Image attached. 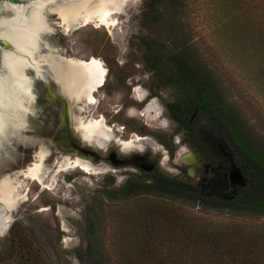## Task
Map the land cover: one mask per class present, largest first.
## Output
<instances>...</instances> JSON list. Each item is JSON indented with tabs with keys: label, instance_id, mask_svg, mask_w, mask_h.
Masks as SVG:
<instances>
[{
	"label": "rangeland",
	"instance_id": "1",
	"mask_svg": "<svg viewBox=\"0 0 264 264\" xmlns=\"http://www.w3.org/2000/svg\"><path fill=\"white\" fill-rule=\"evenodd\" d=\"M147 1L127 0L123 13L113 15L116 24L111 28L93 22L72 25L68 31L55 24L49 38L58 49L56 54L100 59L108 71L107 81L95 93L93 105L81 98L69 106L62 98L65 85L60 86L51 71L50 82L36 80L37 98L28 128L20 135L11 130L0 147V182L9 179L24 196L9 211L0 201V214L8 218L0 230V264H87L89 245L101 253V264H202L209 248L201 228H214L220 236L225 224L232 226L231 231H237L238 225H264V218L237 216L197 200H168L145 192L123 194L120 190L127 181L139 177L136 167L115 164L94 148L87 149L97 153V160L93 155L61 151V135L76 134V124L88 122L91 116H104L122 139H128L122 127L127 133L144 127L135 107L126 112L136 105L129 97L128 83L139 80L136 84L146 89L151 82L141 37L156 39L162 48L160 56L168 57L176 48L169 40L173 30L190 44L203 69L214 70L224 86L226 110L237 115L252 145L264 152V0H181L171 10L163 5L161 19L151 29L142 24ZM57 18L50 16L52 21L58 22ZM139 86L135 91L147 97ZM151 101L160 112L154 126L166 127L163 102ZM66 108L68 123L63 118ZM172 128L170 122L168 129ZM167 131L157 134L166 139ZM76 135L73 138L81 143ZM45 150L48 153L40 161L39 154ZM76 158L94 163L101 172L87 174L73 165ZM35 162L43 168L46 187L23 173Z\"/></svg>",
	"mask_w": 264,
	"mask_h": 264
},
{
	"label": "flooded vegetation",
	"instance_id": "2",
	"mask_svg": "<svg viewBox=\"0 0 264 264\" xmlns=\"http://www.w3.org/2000/svg\"><path fill=\"white\" fill-rule=\"evenodd\" d=\"M6 2L18 3L4 0V3H0V9ZM145 71L150 76V84L143 89L136 84L139 80L129 82V97L136 105L126 108V112L131 107L139 111L137 116L142 117L144 127L127 133L126 128L119 123L110 122L123 128V137L128 139H122L106 123L104 116H91L93 121L101 119L106 123L111 130L110 139L105 140L104 145H92L85 139L78 122L75 130L81 143L75 138L61 139V151L89 157L80 153L79 145L98 149L115 164L136 167L139 177L134 180L157 188L146 194H156L168 200H197L209 207L231 212L235 211L231 208L233 205L256 200L259 192L264 191V152L252 145L237 115L226 110L224 86L214 70L148 68ZM107 75L101 87L93 91L95 101V93L106 84ZM137 86L147 93V97L141 91L140 96L138 89L135 91ZM163 98L167 100L164 102ZM152 99H156L159 104L163 102L166 127L154 126L160 118V112H157L156 107L147 112L148 106L155 103H148ZM67 109L64 110L65 116L68 114L65 113ZM119 112L115 110L114 113ZM170 122L173 128L169 130ZM161 131H167L166 139H161L157 134ZM138 138L150 147L145 148L144 145V148H139ZM149 138L161 146L160 150ZM243 138L249 147L243 143ZM184 150L189 152H182ZM94 157L99 159L96 155Z\"/></svg>",
	"mask_w": 264,
	"mask_h": 264
},
{
	"label": "bare ground",
	"instance_id": "3",
	"mask_svg": "<svg viewBox=\"0 0 264 264\" xmlns=\"http://www.w3.org/2000/svg\"><path fill=\"white\" fill-rule=\"evenodd\" d=\"M126 2L127 0H31L27 5L9 2L4 4L3 9L8 14L0 17V38L8 48L3 49L1 56L0 147L11 130L14 129L20 135L22 129L28 128L37 98V79L50 82L51 74L54 75L60 86L65 85L63 98H68L69 106L81 98L89 104L94 103L93 91L98 86L101 87L107 75L104 63L96 57L81 59L56 54L58 49L49 36L54 33L57 23L68 31L72 25L81 27L93 22L100 27L111 28L116 24L113 23V15L122 14ZM52 15H56L59 21L50 20ZM45 50L53 53L45 55ZM153 107L155 103L148 106L147 112ZM105 124L101 119L81 123L87 142L104 145L105 140L111 137V130ZM138 140L139 148H144L142 139ZM47 153V150L41 151L40 161ZM73 165L87 174L101 172L98 166L81 158H76ZM23 173L30 180L38 181L46 187L40 163H33ZM17 189L7 178L0 182V201L7 211L13 210L18 201L24 200ZM7 224L8 218L0 214V230Z\"/></svg>",
	"mask_w": 264,
	"mask_h": 264
},
{
	"label": "trees",
	"instance_id": "4",
	"mask_svg": "<svg viewBox=\"0 0 264 264\" xmlns=\"http://www.w3.org/2000/svg\"><path fill=\"white\" fill-rule=\"evenodd\" d=\"M178 3H181V0H148L142 20L143 26L147 29L155 27L161 19V7L164 5L167 10H171ZM169 37L176 48L168 57L160 56L162 48L158 46L156 39L147 35L141 37L145 62L149 68L203 69L199 59L191 52L188 42L178 38L173 30L170 31ZM242 141L246 146L249 145L244 138ZM155 189H157L155 186L131 179L121 188L120 192L123 194L146 193ZM231 208L238 213L237 216L264 218V191L259 192L256 200H246ZM236 228H238L237 231H231L232 226L222 225L223 234L220 236L214 228L200 229L205 237L204 243L209 248L205 262L202 264H264V225L253 227L238 225ZM214 243L219 245L218 248L214 249L211 246ZM91 246L89 245L87 250V264H101L100 257H98L101 253L92 249Z\"/></svg>",
	"mask_w": 264,
	"mask_h": 264
},
{
	"label": "water",
	"instance_id": "5",
	"mask_svg": "<svg viewBox=\"0 0 264 264\" xmlns=\"http://www.w3.org/2000/svg\"><path fill=\"white\" fill-rule=\"evenodd\" d=\"M15 1H20V0H15ZM5 11H4V9H2V11L0 12V14H2V13H4ZM0 47H2V51H3V48H8V45H6L4 42H3V40L0 38ZM1 51V52H2ZM0 52V57H1V53ZM0 63H1V59H0ZM0 72H1V64H0ZM37 80H43V79H37ZM55 84V83H54ZM57 96L61 99V96L60 95H58L57 94ZM63 98V97H62ZM64 99V98H63ZM65 100V99H64ZM64 121H65V123H68V117L67 116H65V114H64ZM76 133V132H75ZM77 134V133H76ZM76 134H74V135H69L68 133L67 134H62L61 135V139H64V140H72V138L73 137H76V139H77V135ZM79 151H80V153H82V154H84V155H97V153H95L93 150H89V149H87L86 147H84V145H79ZM59 150V149H58Z\"/></svg>",
	"mask_w": 264,
	"mask_h": 264
},
{
	"label": "snow or ice",
	"instance_id": "6",
	"mask_svg": "<svg viewBox=\"0 0 264 264\" xmlns=\"http://www.w3.org/2000/svg\"><path fill=\"white\" fill-rule=\"evenodd\" d=\"M113 23H115V21L113 22ZM97 26H99V25H97ZM3 233L2 232H0V235H2Z\"/></svg>",
	"mask_w": 264,
	"mask_h": 264
},
{
	"label": "clouds",
	"instance_id": "7",
	"mask_svg": "<svg viewBox=\"0 0 264 264\" xmlns=\"http://www.w3.org/2000/svg\"><path fill=\"white\" fill-rule=\"evenodd\" d=\"M3 235V234H2Z\"/></svg>",
	"mask_w": 264,
	"mask_h": 264
}]
</instances>
